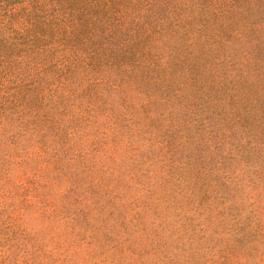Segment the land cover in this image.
I'll list each match as a JSON object with an SVG mask.
<instances>
[{
	"label": "rangeland",
	"instance_id": "rangeland-1",
	"mask_svg": "<svg viewBox=\"0 0 264 264\" xmlns=\"http://www.w3.org/2000/svg\"><path fill=\"white\" fill-rule=\"evenodd\" d=\"M0 264H264V0H0Z\"/></svg>",
	"mask_w": 264,
	"mask_h": 264
}]
</instances>
